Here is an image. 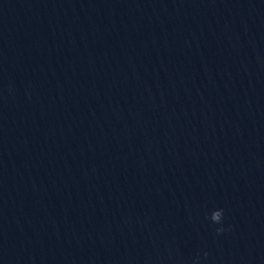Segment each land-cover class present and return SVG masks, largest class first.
I'll use <instances>...</instances> for the list:
<instances>
[{"label": "water", "instance_id": "water-1", "mask_svg": "<svg viewBox=\"0 0 264 264\" xmlns=\"http://www.w3.org/2000/svg\"><path fill=\"white\" fill-rule=\"evenodd\" d=\"M0 264H264V0H0Z\"/></svg>", "mask_w": 264, "mask_h": 264}, {"label": "clouds", "instance_id": "clouds-1", "mask_svg": "<svg viewBox=\"0 0 264 264\" xmlns=\"http://www.w3.org/2000/svg\"><path fill=\"white\" fill-rule=\"evenodd\" d=\"M222 217H224V209L223 208L213 209V211L210 213V216H209L210 220L215 224L220 223ZM216 232H217V234L224 233L225 228L223 226L218 227V228H216ZM207 255H208V253L206 252L205 256H207Z\"/></svg>", "mask_w": 264, "mask_h": 264}]
</instances>
